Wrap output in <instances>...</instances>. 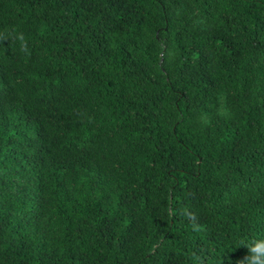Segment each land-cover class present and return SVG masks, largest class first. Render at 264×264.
<instances>
[{"label": "trees", "instance_id": "obj_1", "mask_svg": "<svg viewBox=\"0 0 264 264\" xmlns=\"http://www.w3.org/2000/svg\"><path fill=\"white\" fill-rule=\"evenodd\" d=\"M264 239V0H0V264H239Z\"/></svg>", "mask_w": 264, "mask_h": 264}, {"label": "clouds", "instance_id": "obj_2", "mask_svg": "<svg viewBox=\"0 0 264 264\" xmlns=\"http://www.w3.org/2000/svg\"><path fill=\"white\" fill-rule=\"evenodd\" d=\"M247 253L239 264H264V239L242 242Z\"/></svg>", "mask_w": 264, "mask_h": 264}]
</instances>
